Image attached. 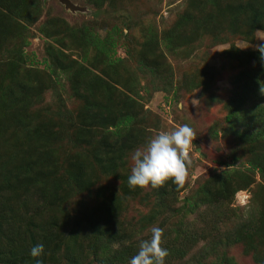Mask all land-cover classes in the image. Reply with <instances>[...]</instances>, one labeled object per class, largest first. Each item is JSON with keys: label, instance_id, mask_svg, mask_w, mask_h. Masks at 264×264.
<instances>
[{"label": "rangeland", "instance_id": "obj_1", "mask_svg": "<svg viewBox=\"0 0 264 264\" xmlns=\"http://www.w3.org/2000/svg\"><path fill=\"white\" fill-rule=\"evenodd\" d=\"M238 2V24L202 36L183 24L186 0H0V264H129L153 226L172 229L185 197L188 237L200 235L165 264H264V178L247 171L264 162V76L249 57L264 43V0ZM82 22L94 38L63 27ZM172 28L183 41L175 49ZM241 91L247 102L228 126ZM124 115L131 121L114 133ZM183 124L197 132L185 185L131 189L134 151ZM28 164L41 170L33 187ZM230 168L234 183L219 187ZM37 244L44 252L32 259Z\"/></svg>", "mask_w": 264, "mask_h": 264}, {"label": "trees", "instance_id": "obj_2", "mask_svg": "<svg viewBox=\"0 0 264 264\" xmlns=\"http://www.w3.org/2000/svg\"><path fill=\"white\" fill-rule=\"evenodd\" d=\"M232 0H186V5H185V13L182 15L183 17L181 18L183 20V24H187L190 26H197V24L200 26L197 32L200 35H207V33L215 31V29H219V30H224L226 29V25L227 22H232L235 23L233 25H236L238 19H242V14H243V10L241 9L242 7H240V2L235 3L234 5L231 4ZM186 6L189 8V10L187 11ZM248 6V5H246ZM259 6V4H258ZM245 14L247 13H251L250 11L247 10V7L245 8ZM254 9H251V11H253ZM255 15L254 17L256 18L259 14H253ZM245 23V22H244ZM250 23V22H249ZM257 26L255 24V29L257 27H261L262 24L261 22H259V20H257ZM264 23V22H262ZM238 24V23H237ZM64 28L67 27V30L70 33H74L77 34L80 39H88V38H94L92 30L89 29L88 24H86L85 22H82L78 25H71L70 27L66 26V24H63ZM232 25V26H233ZM233 28H235V30L231 29V26L228 28L227 32L229 34H239L243 37H248L247 39L250 40V33L249 35L247 33L245 34H241L242 31L237 30V26H233ZM264 28V27H263ZM264 30V29H263ZM252 31V30H251ZM201 37V36H199ZM169 39L171 40V42H173V48L175 49L176 47H179V42H183L181 40V35L178 32H174L173 28L171 30L170 36L167 37V41L169 42ZM176 39V40H173ZM175 41V42H174ZM169 44V43H168ZM240 56V53H238ZM237 54V55H238ZM232 56V53H231ZM249 57H251L252 59H254L255 64H254V68H253V73L255 74L256 77L259 76V74L264 76V61H261L260 66L256 65V59L260 58V53L259 51L257 52H253V54H250ZM240 58L237 59V62H240ZM142 61H139V63ZM141 65V64H140ZM256 69V70H254ZM169 77L166 85L168 87L173 88L174 86L171 84V75L167 76V78ZM248 99V95H247V91H241L238 92L236 94V98L233 99L232 101V107L229 108V110L227 111V113L225 114V120L229 124H231L232 120H235V118L233 119V114L234 112H232L233 110L240 111L242 109V104L246 103ZM263 103H264V98L262 99ZM264 105V104H263ZM264 111V106L263 109ZM131 116L130 115H124L119 117L117 122L112 123V131L114 133L118 134V129L120 128H124L126 127L129 122L131 121ZM264 119V117H263ZM232 131V130H231ZM250 131L252 130H245L244 132H239L238 130L233 131L232 133L234 135H236L237 138L243 137V135L250 133ZM246 136V135H245ZM100 145H102L101 147H109L105 140L102 139L100 141ZM34 165V164H33ZM33 165L28 164L27 166H25L26 169V181H27V185L28 186H34V184L40 179L41 176V170H36V168L32 167ZM34 172L31 175H28L30 172L31 173ZM233 170L230 169H224V171H222V173L220 174L222 180L221 183H219V187H226L227 184H232V182L234 183L233 179L235 180V174H233L232 172ZM248 172H255L257 174H259L260 176H262V178H264V162L261 163V161H252L249 164V167L247 169ZM81 174V170L79 168L76 169L75 173H72L70 176L71 179H75L76 176H80ZM39 185V183L37 184ZM35 185V186H37ZM32 186V187H33ZM238 188H235V190ZM234 190V192H235ZM205 195L210 196L212 195V193L207 190L205 191ZM106 204V203H105ZM104 206V205H102ZM101 206V208H102ZM194 208L193 204L189 201V199L187 197L183 198L182 201V205L180 206V208H178V213L180 215V218H178V221L172 226L171 230H164V244L162 245L163 247L167 248L169 250V256L168 259L171 260V258L174 261H179L180 260V256L183 253V250L181 248L182 243L188 244L190 243V245H193L197 240V237L200 234H197V231H193L192 235L190 237H188L187 234V230L189 229L187 225L184 224V218L185 215H187L190 211H192ZM97 224L92 223V228L96 227ZM247 227V225H246ZM249 228V227H248ZM245 236H247V233L244 234ZM185 237V239H184ZM184 239V240H183ZM30 240L32 241V243L34 244V239L32 234L30 233ZM108 244L110 243V239L107 242ZM107 245V244H106ZM207 250V249H206ZM205 250V251H206ZM28 255V254H27ZM6 256V255H5ZM119 256V254L116 251H113L110 255V257L108 258L111 261L115 260V258H117ZM215 256V255H214ZM213 256V257H214ZM30 257V256H28ZM204 257V256H203ZM15 259V258H11L6 257L3 258V262L5 264H17V261L19 260ZM33 259V257H32ZM224 264H233L232 262L228 261V260H223Z\"/></svg>", "mask_w": 264, "mask_h": 264}, {"label": "clouds", "instance_id": "obj_3", "mask_svg": "<svg viewBox=\"0 0 264 264\" xmlns=\"http://www.w3.org/2000/svg\"><path fill=\"white\" fill-rule=\"evenodd\" d=\"M264 40V38H259ZM237 47L240 49L246 48ZM260 58L264 61V43L256 45ZM227 49V48H224ZM219 49V50H224ZM259 92L264 95V82H260ZM192 104L198 106L199 100L193 99ZM197 132L188 124L175 127L171 131H160L148 140L142 148H137L131 159V174L128 176V186L131 189L139 187L146 189L163 187L169 180L182 188L189 176V168L192 160L191 150L194 148L193 141ZM151 238L140 241L139 250L129 264H165L169 256V250L164 244V229L153 226L150 229ZM44 252V245L37 244L30 249V256L38 258ZM36 264H42L37 259Z\"/></svg>", "mask_w": 264, "mask_h": 264}, {"label": "water", "instance_id": "obj_4", "mask_svg": "<svg viewBox=\"0 0 264 264\" xmlns=\"http://www.w3.org/2000/svg\"><path fill=\"white\" fill-rule=\"evenodd\" d=\"M63 1V0H62Z\"/></svg>", "mask_w": 264, "mask_h": 264}]
</instances>
